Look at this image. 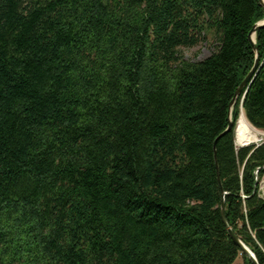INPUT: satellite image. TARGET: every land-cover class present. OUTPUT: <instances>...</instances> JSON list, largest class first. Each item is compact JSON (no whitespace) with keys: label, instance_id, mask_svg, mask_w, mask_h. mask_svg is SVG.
I'll return each instance as SVG.
<instances>
[{"label":"trees","instance_id":"16d2710c","mask_svg":"<svg viewBox=\"0 0 264 264\" xmlns=\"http://www.w3.org/2000/svg\"><path fill=\"white\" fill-rule=\"evenodd\" d=\"M261 21L260 0H0V264H253L223 192L264 264V144L235 140L242 111L264 131V27L219 171L214 150Z\"/></svg>","mask_w":264,"mask_h":264},{"label":"water","instance_id":"95a60500","mask_svg":"<svg viewBox=\"0 0 264 264\" xmlns=\"http://www.w3.org/2000/svg\"><path fill=\"white\" fill-rule=\"evenodd\" d=\"M260 3L264 7V1L260 0ZM263 27H264V21H261V22L257 23L254 26L253 30L250 33V40L252 42L253 49H254V52L256 54V62L254 64L252 70L249 72V74L246 76V78L244 79V81L240 85L239 89L237 90V92L235 94L234 99L232 100V102L230 104V125H229L228 129L224 133H222L215 141V145H214L215 162H216V166H217V170L218 171H219L218 155H217V149H216L217 148V143L223 136H225L226 134H228L229 132H231L233 130V127H234V122L232 120L233 109L236 106L238 98L240 97V95L242 93H244V95H246L248 89L250 88L251 84L253 83V81H254V79H255L258 71H259V68H260V58H259V53H258V50H257V47H256L255 38H256V34H257L258 30H260ZM254 144H256V143H254ZM262 144H264V142ZM262 144H257V147H259ZM250 145H252V144H248V145H245V146H242V147H247V146H250ZM218 181H219V183L221 185V179H220L219 172H218ZM222 194H223L222 195L223 196V203H222V207H221V209H222V218H223V221H224L225 225L227 226V228L229 230L230 237L241 248L242 253L250 258V260L253 262V264H258L255 254L241 241V239L228 226V222H227L226 214H225V202H224L226 193L223 192Z\"/></svg>","mask_w":264,"mask_h":264},{"label":"rangeland","instance_id":"374dc122","mask_svg":"<svg viewBox=\"0 0 264 264\" xmlns=\"http://www.w3.org/2000/svg\"><path fill=\"white\" fill-rule=\"evenodd\" d=\"M215 49H216L215 43H213L212 40H209V41H205L199 44L196 47L182 49L181 53L186 61L200 62L208 58L213 53V51H215ZM252 127L255 128L254 126ZM256 130L260 132V135H259L258 141L254 145L261 144L264 141V131H261L258 129ZM235 140H236V134H235ZM236 146L238 148L242 147L237 143V141H236ZM260 186H261V193L264 196V178L262 179ZM235 264H243L242 258L241 257L238 258Z\"/></svg>","mask_w":264,"mask_h":264},{"label":"bare ground","instance_id":"6f19581e","mask_svg":"<svg viewBox=\"0 0 264 264\" xmlns=\"http://www.w3.org/2000/svg\"><path fill=\"white\" fill-rule=\"evenodd\" d=\"M264 1V0H263ZM260 132L251 126L245 113L242 112L236 126V141L240 146L254 144L258 141Z\"/></svg>","mask_w":264,"mask_h":264}]
</instances>
